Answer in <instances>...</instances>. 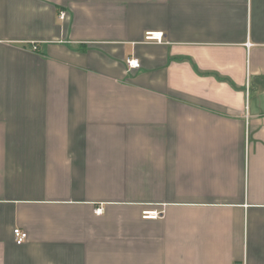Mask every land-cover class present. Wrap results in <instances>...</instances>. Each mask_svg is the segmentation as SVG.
I'll return each mask as SVG.
<instances>
[{
	"label": "crops",
	"instance_id": "crops-1",
	"mask_svg": "<svg viewBox=\"0 0 264 264\" xmlns=\"http://www.w3.org/2000/svg\"><path fill=\"white\" fill-rule=\"evenodd\" d=\"M244 263L264 0H0V264Z\"/></svg>",
	"mask_w": 264,
	"mask_h": 264
},
{
	"label": "built area",
	"instance_id": "built-area-1",
	"mask_svg": "<svg viewBox=\"0 0 264 264\" xmlns=\"http://www.w3.org/2000/svg\"><path fill=\"white\" fill-rule=\"evenodd\" d=\"M64 16H65V12H62L61 17L64 18ZM163 39H164V34L162 32H149L146 36V40H150V41L162 42ZM33 48L37 49L36 43L34 44ZM127 63H128V66L130 68H133V69L140 68V66H141V62L137 58H128ZM102 212H103L102 208L96 209L97 214H101ZM161 216H162V211L158 210V209L146 210L143 212L144 218L155 219V218H159ZM14 235H15L16 242L19 244H21L22 242H24L28 238V232L23 230L22 228H15L14 229Z\"/></svg>",
	"mask_w": 264,
	"mask_h": 264
}]
</instances>
